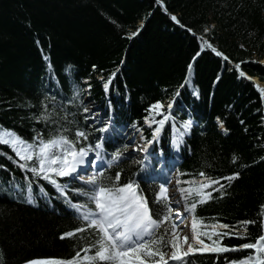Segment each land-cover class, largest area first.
<instances>
[{
  "label": "trees",
  "instance_id": "trees-1",
  "mask_svg": "<svg viewBox=\"0 0 264 264\" xmlns=\"http://www.w3.org/2000/svg\"><path fill=\"white\" fill-rule=\"evenodd\" d=\"M162 4L168 13L156 0H0V128L28 144L68 129L62 134L77 147L102 140L107 156L125 150V128L142 130L152 141L146 153L157 155L161 149L167 158L175 130L194 119L196 124L190 126L181 146L177 177L181 184L196 188L241 173L238 180L226 182L222 198L213 191L204 203L192 193L187 200L189 206L197 202L192 216L206 228L229 224L227 231L243 233L245 226L240 222L255 220L246 227L248 235L231 234L220 242L239 248L264 234L260 226L264 223V85L260 94L252 81L239 75L244 72L264 84V64L260 63L264 59V0H162ZM205 42L239 64L240 72ZM194 58L189 89L187 66ZM68 65L72 67L66 72ZM73 82L78 87H70ZM156 102L171 104L172 111L153 138L143 120L148 117L150 124L162 120L148 111ZM85 108L94 109L85 112ZM53 110L49 122L36 118ZM94 111H99L96 118L90 114ZM105 127L106 132L99 131ZM77 128L89 140H76ZM33 161L27 162V168L20 167L25 161L0 143V264L71 260L77 252L82 257L85 247L90 249L87 254L94 255L92 233L61 238L86 224L77 219L55 185L31 173V167H38ZM100 171L113 183L120 172V185L129 181L138 185L150 210L161 209L159 219L169 215L164 223L169 231L162 227L158 232L171 238V207L164 199L154 204L158 186L144 177L140 163L123 158L118 166H104ZM53 179L66 186L73 203L94 207L83 195L74 196L88 191L84 183ZM28 195L32 203L27 202ZM170 247L166 244L161 249L166 257ZM255 254L251 249L219 254L195 251L188 264H230Z\"/></svg>",
  "mask_w": 264,
  "mask_h": 264
},
{
  "label": "snow or ice",
  "instance_id": "snow-or-ice-1",
  "mask_svg": "<svg viewBox=\"0 0 264 264\" xmlns=\"http://www.w3.org/2000/svg\"><path fill=\"white\" fill-rule=\"evenodd\" d=\"M158 6L163 7L162 0H156ZM167 12V8H164ZM170 19L176 24H180V20L175 15H170ZM183 26V25H181ZM187 31L192 32L191 28ZM208 29H205L207 32ZM137 32L132 33L134 37L138 35ZM131 38V37H129ZM206 47L211 49L217 56L223 54L213 48L210 44L205 42ZM203 50V49H202ZM200 53H197L199 56ZM225 61L228 60L227 56H223ZM193 63L187 66V71L191 73L193 71ZM71 65H68L65 71L71 69ZM240 65L237 64L236 68ZM115 75V74H113ZM241 77L244 76V72H240ZM70 87H78L73 82ZM105 89L109 87L108 83L104 84ZM179 95V93H177ZM167 107L171 108L169 104ZM163 105L160 102H156L150 105L148 111L161 110ZM85 112L89 109L85 108ZM55 111L42 113L41 116L36 117L42 119L45 122H49ZM170 118L164 116L160 120L159 124H164ZM219 119V118H218ZM148 120V117H145ZM243 123V121H241ZM192 121H188L185 124V128H189ZM68 129H62L61 134L53 136L47 140L40 139L38 144H25L20 137L15 136L13 133H8V138L0 136V143L10 145L15 151L17 156L21 160L25 161L20 167L27 168L28 161H33L35 155L36 161H38V167H31L30 171L34 176H42L44 180L55 185L62 196L65 198V202L75 210L77 219H82L85 222L86 227L76 228L75 232L69 231L63 234L61 237H73L76 233H84L88 231L95 237L91 247L95 249L94 255L87 254L90 249L85 247L82 251L85 253L81 257V253L77 252L76 256L71 260H62L57 258H45L30 260L28 264H169L166 259V253L161 249L166 245H171L170 259L172 261H181L182 256H187L193 252L194 245L197 252H210V253H226L229 251H237L240 249H251L255 251V255H250L239 261L232 260L230 264H264V234L258 236L254 242L243 243L239 248L230 249L227 246H221V240L227 235L235 234L237 236L248 235L246 227L249 224H255L256 221H242L240 222L245 226V231L241 233L236 231L234 233L227 231L230 228L229 224H217L214 227L223 229L225 231H198L197 221L194 218L192 220V236L191 243L188 242L189 238L184 237L183 241L187 244V252L180 251L179 237L176 233L177 222L172 221L171 238L166 239L165 235L158 232L159 229L164 227V232L167 233L169 229L164 226L165 222L170 220L169 215L165 214L163 220L159 219L161 215V209L155 207L154 210H150L148 200L145 196L139 195V186L129 181L120 185L121 173L117 172L115 175V183L112 182V178L107 177L105 171H99L100 166L96 164V161L103 160L104 157L99 151L103 147V141H98L94 145L89 144L87 147L79 146L69 138L68 135L62 134L67 132ZM99 131L106 132L107 128H100ZM160 132V128L156 127L153 133V138ZM76 140H89L88 134L85 131H75ZM152 141L149 140L140 150L146 151L148 144ZM126 150V148H125ZM95 152V160L89 158V154ZM122 157L121 151H115L106 162V168L110 169L113 166H118ZM36 161H33L35 164ZM236 161V157H233V162ZM88 163L94 166L98 171H94L87 177L81 176L78 171H85L81 166ZM204 177V172L199 174ZM240 172H234L232 175L223 176L220 179H212L209 183H204L200 187L189 189L194 197H198L199 203H204L206 200L212 198V192H219L221 198L225 194V184L228 181H235L240 178ZM53 176L58 178H67L69 181L75 180L77 177L88 188L87 192L77 191L74 196L78 199L81 195L87 197L90 202L94 201L95 210L87 207V205H80L73 203L69 198V193L66 191V186H62L53 179ZM105 180L109 181V185H105ZM225 183H221V181ZM29 192H31V184L28 186ZM211 188V191H205V189ZM161 189L166 191L161 185ZM181 192H185V189H181ZM187 196V193H186ZM27 202L32 203L33 197L28 195ZM166 203V201H165ZM155 205L161 204V198L157 195L154 202ZM197 208V202L191 203L187 207L188 212H195ZM264 209V205H261ZM83 209V211H81ZM156 217V218H154ZM264 227V223L260 225ZM203 237H207L210 244H206ZM216 237V239H213Z\"/></svg>",
  "mask_w": 264,
  "mask_h": 264
},
{
  "label": "rangeland",
  "instance_id": "rangeland-1",
  "mask_svg": "<svg viewBox=\"0 0 264 264\" xmlns=\"http://www.w3.org/2000/svg\"><path fill=\"white\" fill-rule=\"evenodd\" d=\"M264 61V60H262ZM192 78V76H191ZM161 103V102H160ZM163 105V108L161 110H154L151 112H154L155 114H159L162 119L164 118V116H168L171 114L172 111V107L169 108L167 107V105H169L168 103H161ZM94 108L90 109L93 111ZM89 110V111H90ZM97 112H90V114H92V116H94L96 118V113ZM98 116V115H97ZM160 120H156L155 124H150L147 123V121L143 120V124H145V126L150 130L151 135L153 136V133L155 132L156 127H160L162 124H159ZM188 121H192L190 119H188L182 126L181 129L177 128L175 130L174 133V137H173V145H172V149L170 150V153L172 154V156L167 160L166 164H163L164 160L161 157H157V159H155L156 161V165L153 166L152 162H149L145 159L147 155L146 151H141L140 149L148 142L147 137L145 135V132L141 131H136L134 129L132 130H128V129H124L125 135V142H126V150H124L122 152V156L123 157H130L133 159V161L135 163L138 162H142L143 163V168L146 169V172H148L149 174H152V170L155 171L158 169L159 172H161L163 175L161 177H159L158 180V184L160 187L159 190V196L161 198H164L165 200L168 201V203L171 205V209H172V219L173 221L177 222V226H176V233L178 235L179 239V244H180V251L183 252H187V244L184 243L183 238L184 237H188L189 240L188 242L191 243V236H192V220L194 219L192 216V212H188L186 209L187 207H189V205L187 204V200L188 197L190 196L191 192H188L189 189H193L192 185L190 184H181L178 177L175 174V169L173 168V161L177 160V158L174 156V153L177 152L175 151V147L177 148L178 144L179 146H181L184 136L187 133L188 129L190 128H185V124ZM194 121H192L193 124ZM191 124V125H192ZM8 133H13L10 130L7 129H2L0 128V136L4 137V138H8ZM14 134V133H13ZM16 136V135H15ZM39 142V141H38ZM38 142L36 144H38ZM25 144H28L25 142ZM7 145V144H6ZM150 144H148L149 146ZM16 154V151L10 146L8 145ZM148 148V147H147ZM101 152V154L103 155L104 159L103 160H99L96 161V164L99 163L101 165H106L107 160L111 157V156H107L105 154V152L102 150V148L99 150ZM17 155V154H16ZM156 156V155H154ZM19 157V156H18ZM20 158V157H19ZM89 158L92 160H95V152H91L89 154ZM148 158V157H146ZM156 158V157H155ZM33 160L36 161V157L35 155L33 156ZM37 165H38V161H36ZM87 164V176L92 174L94 171H98L97 169H94V166ZM148 166V167H147ZM100 171V170H99ZM82 174V172L80 173ZM86 176V177H87ZM161 185H163V188L166 190H162L161 189ZM185 189V192H181V189ZM174 190V193H171V191ZM87 192V191H85ZM83 193V192H81ZM187 193V196H186ZM84 196V195H83ZM86 197V196H84ZM87 198V197H86ZM175 198V199H174ZM88 200V199H87ZM89 201V200H88ZM91 204L94 206V210H95V205H94V201L91 202ZM197 230L198 231H207V232H212L217 230L216 227L212 226L210 228H206L201 226L198 222H197ZM204 238V237H203ZM207 238V237H206ZM206 244H209L207 242H205ZM195 245H194V250L193 252L189 253L187 256H182V260L181 261H172L170 259V255H171V247H170V251L166 257V259H168L169 264H188V257H190V255L192 253L195 252ZM29 262V261H28ZM28 262H25L23 264H28Z\"/></svg>",
  "mask_w": 264,
  "mask_h": 264
},
{
  "label": "water",
  "instance_id": "water-1",
  "mask_svg": "<svg viewBox=\"0 0 264 264\" xmlns=\"http://www.w3.org/2000/svg\"><path fill=\"white\" fill-rule=\"evenodd\" d=\"M162 8V10H163V12H165L164 11V6L163 7H161ZM165 13H168V12H165ZM205 40V39H204ZM208 44V43H207ZM213 48H215V47H213ZM216 49V48H215ZM217 50V49H216ZM218 51V50H217ZM220 58H222L223 59V55L222 56H219ZM262 60H264V59H262ZM260 61V63L261 64H264V61ZM232 66H234L235 68H236V65L237 64H234L233 62H231L230 60H227ZM237 69V71L238 72H240V69L239 68H236ZM193 77L194 76V71H192L191 73H190V77ZM243 77H245L246 79H248V80H250V81H252L254 84H255V87L259 90L264 84L263 83H261L257 78H255V77H250V76H248V75H244ZM261 94H263L262 92H260Z\"/></svg>",
  "mask_w": 264,
  "mask_h": 264
},
{
  "label": "bare ground",
  "instance_id": "bare-ground-1",
  "mask_svg": "<svg viewBox=\"0 0 264 264\" xmlns=\"http://www.w3.org/2000/svg\"><path fill=\"white\" fill-rule=\"evenodd\" d=\"M237 70V69H236ZM238 72V71H237ZM136 131H139V130H136ZM175 149H176V151H178L179 150V144H178V146H177V148L175 147ZM99 166H100V168H99V170H101L103 167H104V165H101V164H99V163H97ZM86 165V164H85ZM85 165H83V166H81L82 168L85 166ZM106 166V165H105ZM94 169L96 170V168L94 167ZM78 171H81V170H79L78 169ZM81 175V174H80ZM82 176V175H81ZM76 179H78V177L76 178Z\"/></svg>",
  "mask_w": 264,
  "mask_h": 264
}]
</instances>
